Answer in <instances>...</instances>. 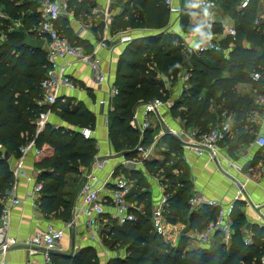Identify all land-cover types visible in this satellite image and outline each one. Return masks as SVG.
Here are the masks:
<instances>
[{
    "label": "trees",
    "instance_id": "1",
    "mask_svg": "<svg viewBox=\"0 0 264 264\" xmlns=\"http://www.w3.org/2000/svg\"><path fill=\"white\" fill-rule=\"evenodd\" d=\"M121 5V11L111 18L109 34H118L127 29H147L154 33L131 39L123 48L119 57L113 86L117 95L111 100V109L107 113L106 126L108 138L115 151H129L125 159L133 160L138 145L147 147L153 141L152 131L146 129L142 135L130 125L134 109L141 103L154 99L165 100L163 83L155 75L173 83L180 67L186 69L189 93L173 102L169 109L171 117L178 119L185 129L196 130L197 137L204 135L213 127L215 117L222 112L227 116L234 113L233 129L239 130L238 144L252 143L253 138L240 135L242 127L249 125L247 120L261 106L256 99L264 94V20L254 24L258 16L260 0H251L247 8L238 9L239 0H212L231 20L236 31L234 38L226 36L219 42L221 48L231 44L230 50L202 53L182 52L174 35L162 31L170 16L163 0H113ZM187 3L188 0H183ZM39 0H0V212L6 191L13 182L11 159L20 155L19 148L34 141L40 150L36 155L35 168L38 169L37 182L42 184L38 200V209L46 217L54 216L68 222L72 218V197L77 191L75 179L67 180L69 174H80V167H89L97 154L96 140L85 139L80 128L95 127L94 115L82 104L73 107L61 106L60 100L51 105H39L41 97L40 83L49 68L44 49H36L23 44L24 37L37 38L39 25ZM68 0V8H70ZM139 11V13H137ZM191 10L186 8L181 24L185 29ZM183 13V14H181ZM181 15V16H180ZM17 24L18 29H13ZM212 35L220 33L223 25L211 23ZM99 34L103 32L102 23ZM190 29V28H189ZM62 33V32H61ZM71 44L82 46L86 51L91 48L88 41L62 33ZM213 39V38H212ZM214 40V39H213ZM153 53L154 70L148 68L143 52ZM179 64V67L175 65ZM259 74L257 79L252 75ZM248 83V92H240L237 84ZM220 107L214 111L211 109ZM50 110L59 120L72 128H55L46 123L36 134L35 120L40 113ZM222 113V114H223ZM74 128H77L75 130ZM225 140V139H224ZM160 143L168 146L169 151L180 152L181 145L176 138L166 133ZM264 150V149H261ZM8 153L9 160L4 158ZM146 169H152L155 162L142 160ZM154 163V164H153ZM119 170L131 180L132 186L127 200L142 206L135 211V221L118 224L109 220L101 235L114 239L116 245L125 250L122 257L111 258L106 264H257L264 252V228L253 225L251 243L245 244V216L243 201L236 200L230 213L232 235L228 245L222 242L219 233L213 234L210 245L185 251L182 244L170 245L157 234L152 226V202L144 184L139 185L138 171L128 172L124 165ZM173 170L175 167H172ZM117 170L113 176L118 175ZM166 178L176 182L175 175L165 174ZM177 187L164 188L165 204L163 216L169 223L176 221L182 211H188L189 228L202 230L214 220L217 209L202 206L191 210L188 205V181L178 180ZM70 185L71 190H66ZM106 216V215H105ZM94 245L85 244L73 254H53V264H98L94 254Z\"/></svg>",
    "mask_w": 264,
    "mask_h": 264
},
{
    "label": "crops",
    "instance_id": "2",
    "mask_svg": "<svg viewBox=\"0 0 264 264\" xmlns=\"http://www.w3.org/2000/svg\"><path fill=\"white\" fill-rule=\"evenodd\" d=\"M83 1L86 3L89 2V4L87 3L86 5L88 8L83 9L82 11L79 9V12H77L74 7L68 8V10L72 12L74 16L61 17L56 22V26L62 33L71 34V36H74L75 38H82V40L88 41V45L91 49H93L103 38L108 41L107 48H99L97 51V56L101 62V68L107 74V83L95 85L89 67L75 61L74 59L58 60V64L65 67V74L69 76L71 81L74 82L77 87L75 89H70L68 87L61 86L57 91L56 99L60 100L61 106L69 105L70 107H73L78 103H82L94 115L95 127L92 130L91 138L96 140L97 157L103 158L106 155H110L111 158H114L108 159L107 164L102 170L94 171V175L97 177V179L103 182L104 180H107L109 176L110 180L112 179L113 173L120 169V165H123V158L121 161L116 158L118 155L113 154V146L111 145L108 138L105 115H107L109 108L107 109L106 107H100L97 104V101L106 98L109 88L114 83L117 63L126 43L120 44L118 41L117 35H119L121 32L113 35L109 34L111 18L121 11V5L113 4V0ZM182 1L183 0H179L180 6H182ZM80 2H82V0H80ZM214 10L215 12L212 14V18L209 22L223 25V29L220 33L212 35L215 41L220 42L227 36L226 27L232 26V23L228 16L220 9L214 8L210 10V12ZM137 13H139V11H137ZM258 14L261 15V19L264 20V10L262 8L260 9V6L258 8ZM169 16L170 18H173V15ZM200 18L201 17L192 15L188 22L190 24H197ZM101 23L103 26V32L102 34H99V25ZM81 26H83L85 30ZM37 28V38L31 39L41 40L37 34ZM79 32L80 35H78ZM123 32H126L131 37V39H133L142 37L149 31L147 29H127ZM195 34L196 33H189L186 37L190 48L194 46ZM44 47L45 45L43 44L41 49L45 50ZM165 86L166 84L164 83L163 89L166 91L165 93H167L168 88ZM175 89L174 95L177 96L180 92L179 86L177 85ZM172 100L173 98H168L164 101L173 102ZM158 112V114H151L148 117L151 124L149 129L152 131L153 137V141L149 145L151 151L148 159H152L156 156L155 149L157 143L160 142L161 137L168 133L170 129L173 131L184 130V132H188V130L184 129L182 123L178 119L171 117L169 109L162 107ZM222 113L220 114L221 118L217 117L219 116L218 114L216 115L215 120H217L214 124L224 119H228L233 126L234 113H229L228 116L225 113H223L224 115L222 116ZM136 121L137 125H140V123L143 121V116L141 113H138ZM247 122H249V125L242 127L240 135L242 134L251 136L253 138L252 143L238 144L236 139L239 136V130L233 129L232 127L230 137L221 141L219 144V164L209 161L204 156H197L190 151H186L181 146L182 148H180V152H177L178 165L174 166V170L178 175H180V180L188 181L190 196H194L195 194L203 195L208 199L219 201L222 205L233 203L235 200L243 201L242 210L245 216L244 231H248L250 235H252V226L261 224V220L258 218L259 212H261V215L264 218V150H261L254 144V140L258 136L264 135V107L261 106V112L252 114ZM47 123L55 128H72L70 125L59 120L51 112L48 115ZM74 129L77 130V128ZM40 131L36 128V134H38ZM174 137L178 138L177 136ZM184 139H186V137ZM177 141L181 145V141ZM162 145L163 148L168 147L164 144ZM137 156L138 155L135 156L134 160L138 159ZM35 159L36 155L33 151H30L21 160L18 158L10 160L11 169H16L19 165L20 169H22L27 176L31 177L32 180L20 177L15 187V195L20 200V204L11 207L8 216L7 234L8 236L14 238L18 244L14 247H11L4 255L0 254V264H25L28 259L33 260L34 263H40L42 260L41 255L39 253L33 254V249L25 246L24 242L29 239L36 231L44 230L48 224H51L56 229H64V237L59 242L58 247L54 249L53 254L59 253L71 255L78 251L79 248L85 246V244H91L90 242L84 241L82 238L85 234L84 224L86 219L84 216L80 215L76 217L75 223L72 226L66 228L69 221L63 222L54 216L46 217L39 211L38 206L36 208L33 207L32 198L29 196V192L31 191L34 183H39L37 182L39 171L35 168ZM228 161H233L240 165L242 167L241 173H237L235 169L229 167ZM134 165L135 168L133 170L141 173L146 179V168L142 161L139 162L136 160ZM87 169L88 167H80V174L67 175V180L75 179L76 184H78L77 191L72 197L73 216L77 211V208H79V191L83 183L82 177ZM133 170L127 171L130 172ZM117 174L128 177L125 176L121 170H119ZM229 175L234 176L238 181L233 182L229 178ZM147 180L149 183V189H147V191L150 193L149 195L151 197L152 206L155 207L161 197L164 196L163 191L167 185L162 183V181H158L156 179L153 180V178H147ZM177 183H179V181ZM177 183L175 182V184ZM238 183L244 184V190L248 195L247 199L241 196L236 198ZM151 186H153L155 189V194L157 193L156 198H154L152 195ZM110 189H112V187L108 186V189L104 192L106 199H108ZM66 190H71V186L68 185ZM253 205H258L259 208H255ZM138 207L141 211L142 206ZM104 211L106 217H108L113 212V209L108 202L105 204ZM188 216V211H182L180 216L175 217L176 221L174 223H169L166 220V222L169 224L168 228L172 227V232H170L164 240L172 246L183 243L185 251L206 247V245H202L201 243H198L197 240L189 237L191 233H197L203 229H190ZM107 222L108 218L106 219L105 224H107ZM104 235L105 233L102 235L99 234L94 246L97 245L102 247V243L100 241L102 238H104ZM123 251L124 256L125 250L123 249Z\"/></svg>",
    "mask_w": 264,
    "mask_h": 264
},
{
    "label": "built area",
    "instance_id": "3",
    "mask_svg": "<svg viewBox=\"0 0 264 264\" xmlns=\"http://www.w3.org/2000/svg\"><path fill=\"white\" fill-rule=\"evenodd\" d=\"M250 1L251 0H239L238 9L243 10L247 8ZM163 2L169 15L176 17L179 16L181 12L179 0H163ZM39 3L40 6L38 12L40 22L37 28V34L39 38L44 41L49 68L40 83L41 97L38 104L51 106L56 101L57 91L61 86L70 89H75L77 87L75 83L71 81L69 76L65 74V67L60 66L57 62L58 60L74 59L75 61L89 67L95 85L106 84L107 74L101 68V62L97 56V51L99 48H107L108 41L103 38L90 51H86L82 46L71 44L69 39L63 35L56 26V22L61 17L74 16L73 13L68 10V0H39ZM205 3L212 5L209 10H212L215 7V3L212 0H205ZM259 6L260 9L262 8L264 10V0H260ZM261 20V15L258 14L254 20V24L257 25ZM78 35H80V32ZM226 35L232 38L235 37L236 31L233 26L226 27ZM117 36L120 44H125L131 40V37L126 32H121ZM197 43H200L199 48L195 47ZM192 49L196 53L206 51L220 52L222 50L219 42L213 39L211 41L201 42L197 34L194 36V46ZM252 77L257 79L259 74L254 73ZM113 84L109 88L106 98L97 101V104L100 107L109 108L108 110H110V101L117 95V89ZM256 102L264 107V94L260 95L256 99ZM172 106L173 102L163 101L161 99H154L150 102L141 103L134 109L130 125L142 135L144 131L151 126L148 119L151 114H158L159 109L162 107L170 109ZM49 113L50 110H46L45 112L40 113L35 120L34 123L38 130L44 128ZM138 113H141L143 116V121L140 125L136 124ZM223 115L224 114H222V116ZM106 120L107 115H105V123ZM79 131L81 136L85 139L91 138L92 136V130L90 128H81ZM231 131V122L228 119H224L216 123L207 133L199 137L196 136L195 131L184 132V130L173 131L170 129L168 133L178 137L184 150L190 151L197 156H204L209 161L219 164V144L224 139L230 137ZM185 137L186 139H184ZM254 144L258 148L264 149V135L258 136L254 140ZM150 149V146L143 147L142 145H138L135 148L138 155V159L136 160L141 162L142 160L148 159L151 151ZM30 151H33L35 155L40 153V150L35 147L33 140L19 148L20 155L18 159H23V157ZM109 158L110 155H106L103 158H98L97 154L94 156L90 166L82 177L83 183L79 191V208H77L74 216L72 215V218L66 227L68 228L72 226L75 223L76 217L80 215L84 216L86 219L84 224L85 234L82 238L84 241L90 243H95V241H97L107 218L118 224H123L135 221L136 218L134 212L139 211L137 205L132 204L127 200V196L129 195L132 186L131 180L122 175H116L112 176L111 180L109 176L107 180L102 182L94 175V171L102 170L105 167ZM136 160H126L123 158L122 163L125 166L129 162L134 164ZM228 166L235 169L237 173H241L242 167L235 162L228 161ZM12 172L13 182L11 187L5 193L0 212L1 255H4L11 247L18 244L14 238L7 234L8 216L11 207L20 204V200L15 195V187L20 177L32 180L31 177L27 176L26 173L20 169L19 165L16 169H12ZM229 178L233 182L238 181L234 176L229 175ZM108 186H111L112 189L109 190V196L108 199H106L104 192L108 189ZM41 190L42 185L40 183H34L29 192V196L32 198L33 207L35 208L37 207ZM238 196L244 197L245 199L248 198V195L244 190V184L238 183L236 198ZM165 201V196L161 197L157 205L152 208L151 216L154 231L164 239L170 232H172V227L168 228L169 224L163 216V206ZM107 202L113 209V212L108 217L105 216L104 211ZM234 202L222 205L219 201L208 199L203 195L195 194L194 196H191L188 200V205L191 210L207 206L217 209V214L215 219L209 221L202 231L193 234L191 233L189 237L197 240L198 243H201L202 245L208 246L212 242L213 234L217 232L219 233L222 242L225 245H228L232 235L230 213L233 210ZM253 206L259 208L258 205ZM258 218L261 220L259 226L264 228V218L262 217L261 212H259ZM63 237L64 229H56L51 224H48L44 230L36 231L24 242V245L33 249V254L39 253L42 260L40 263H34L33 260L28 259L25 264H53V251L58 247V244ZM244 241L245 244L251 243V235L248 231H244ZM257 264H264V252L260 256Z\"/></svg>",
    "mask_w": 264,
    "mask_h": 264
},
{
    "label": "rangeland",
    "instance_id": "4",
    "mask_svg": "<svg viewBox=\"0 0 264 264\" xmlns=\"http://www.w3.org/2000/svg\"><path fill=\"white\" fill-rule=\"evenodd\" d=\"M70 3H71V7H74L77 12H79V9L82 11L83 9L88 8V6H86V5H87V3L89 4V2L86 3L83 0H82V2H80V0H70ZM185 5H186V3L182 1V6H181L182 12L186 10ZM214 12H215V10L211 11L212 14H214ZM181 14H183V13H181ZM184 15H182V16L180 15L181 17H179V16L178 17L173 16V18L171 17L167 26L162 30L164 32L166 31L165 33H169L170 35H174V37L177 39L178 42L176 44H174V46L180 45L181 49L179 51V54H182V52H192L193 51V49L190 48V45L188 44L186 37L189 33H195L194 31H192V29L196 26V24H190L189 22H187V25H190L189 26L190 29L189 28L185 29L184 26L181 24L182 19L184 18L183 17ZM0 19L1 20L5 19L1 13H0ZM0 27H2L1 22H0ZM13 27H14L13 29H18L17 24H14ZM81 27L85 30V28L83 26H81ZM85 33H86V31H85ZM149 34H154V33H145V35H149ZM4 37H5L4 34L1 33L0 34V40L2 41L4 39ZM85 39H86V36H85ZM231 47H232V45L229 44L225 48H222V49H224V51L226 53V52H228L227 49L230 50ZM227 54L228 53H226V55ZM142 55L145 59L148 60L147 64H146L148 66V68L152 71H155L153 69L154 68V65H153V59H154L153 56L154 55H153V53L150 51L149 52L145 51L142 53ZM155 75L158 76V79L163 84L165 83V80L161 76H159L157 72L155 73ZM187 78H188V75L186 73V69L183 66H181L179 74H178L177 78L175 79V81L171 84L165 83L166 84L165 87L168 88L167 93L164 94L165 99L173 98L172 101L174 102L176 99L187 95L189 93V85L187 83ZM177 85L179 86L180 92L178 93L177 96H175L174 92L176 90L175 87ZM237 89L240 92H242V91L248 92L250 89V85L248 83H240V84H237ZM216 108L218 110L220 107H214L213 108V106L211 105V109H213L214 111L216 110ZM217 117L221 118L220 114ZM185 130L191 131L192 129H185ZM192 131L196 132V130H192ZM162 146L163 145L160 142H158L156 145V149H155L156 156L152 158V162L154 161L155 164L153 163L154 165H153L152 169H146L147 178H153V180L156 179L158 181H162V183L166 184L167 186L172 185L174 188H176L177 184H175V183L172 184L173 180L168 179V176L166 178L165 174L169 173L171 175H176V177H175L176 182H178V180H180L179 179L180 175H178L177 172L175 170H173V168H172V167L178 165L177 164L178 153H177V151H169L167 149V147L163 148ZM119 152L120 151H115L113 149V154L118 155L116 158H118L119 161H121L122 157L120 156ZM109 159H114V158L110 157ZM145 160H150V159H145ZM147 178L145 179L141 173H139V176L137 177V179L139 180V185L142 182V184H144L146 187H148V188H146V190L149 189V183L147 182L148 181ZM151 190H152V195L154 196V198H156L157 193L155 194V189L153 188V186H151ZM100 242L102 243V244L100 243L102 245V247L97 246V245L94 246V252H95L94 254H95V257L97 259L98 264H106L107 261L111 258L123 256V253H124L123 248L119 245H116L114 242V239H108L107 240L106 238H102ZM91 244L94 245L95 243H91ZM181 244L183 245V243H181Z\"/></svg>",
    "mask_w": 264,
    "mask_h": 264
},
{
    "label": "clouds",
    "instance_id": "5",
    "mask_svg": "<svg viewBox=\"0 0 264 264\" xmlns=\"http://www.w3.org/2000/svg\"><path fill=\"white\" fill-rule=\"evenodd\" d=\"M185 6L191 10V15L201 17L192 31L198 35L201 42L211 41L213 38L211 32L212 25L209 21L212 18V13L209 9L212 5L205 3V0H188ZM195 47L199 48L200 43H197ZM179 66V64L175 65V67Z\"/></svg>",
    "mask_w": 264,
    "mask_h": 264
},
{
    "label": "water",
    "instance_id": "6",
    "mask_svg": "<svg viewBox=\"0 0 264 264\" xmlns=\"http://www.w3.org/2000/svg\"><path fill=\"white\" fill-rule=\"evenodd\" d=\"M23 44L26 46L32 47V48L41 49L43 47L44 41L43 40H34V39H31L28 36H26L23 39ZM176 139L179 140L178 138H176ZM127 154H129V151H124L121 153V156L125 157ZM4 158L6 160H9L8 153H4ZM125 167L128 170H133L135 168V165L133 163L129 162L125 165Z\"/></svg>",
    "mask_w": 264,
    "mask_h": 264
}]
</instances>
